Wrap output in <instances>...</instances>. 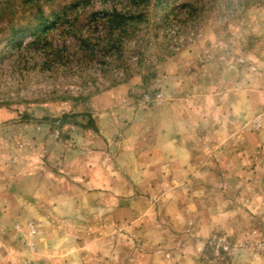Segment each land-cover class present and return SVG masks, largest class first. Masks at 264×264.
Masks as SVG:
<instances>
[{"label":"rangeland","instance_id":"rangeland-1","mask_svg":"<svg viewBox=\"0 0 264 264\" xmlns=\"http://www.w3.org/2000/svg\"><path fill=\"white\" fill-rule=\"evenodd\" d=\"M166 104L202 117L205 158L93 208L86 170H116L124 130ZM115 218L125 262L264 264V0H0V264H47L54 236Z\"/></svg>","mask_w":264,"mask_h":264},{"label":"crops","instance_id":"crops-1","mask_svg":"<svg viewBox=\"0 0 264 264\" xmlns=\"http://www.w3.org/2000/svg\"><path fill=\"white\" fill-rule=\"evenodd\" d=\"M189 110L192 111L190 106L166 104L155 111L156 116L153 122H148L141 130H137L139 126H136L138 131L136 133L139 134L136 138H132L134 136L132 133L135 131L131 127L124 130L126 135H123L122 138L123 148L116 157L117 169L106 167L107 162L103 161L101 156L100 164L93 161L91 163L92 167L86 170L85 179L81 181L84 187L83 192L90 205L96 210L107 208L109 206V195L114 193L115 195L111 196L112 206L116 208V212H119L122 195H132L144 189L149 192H158L157 181L162 175L165 178L164 188H161L160 191L165 193L171 191L172 188L169 187H172V184H169V180L171 182L172 162L176 160L186 162L188 164L186 167L189 169L188 162L193 161L194 156H204L202 151L200 155L194 152L192 145L196 139H198L195 141L197 144L204 143L203 136L200 137L196 129L197 125H202V121H200L202 117L199 118L200 115L196 114L193 117L196 125L192 126L191 115H193V112L191 113ZM143 124V122H140L141 127ZM129 129L131 132H127ZM191 131L193 132L191 133ZM109 133L108 131L107 136L111 135ZM190 134H195V140H192ZM188 138L192 141L186 143L185 141ZM112 170L114 171L111 172ZM98 196L102 198L100 199ZM118 196H120V199ZM74 207L77 208L80 205L75 204ZM73 221L74 224H77V221L80 220ZM85 221L88 222V225H86L89 230L84 235L75 232L77 231L75 230L68 237L65 235L62 237V234L54 236L57 237V241H69L67 250L62 248L60 250H46L45 252L39 251L40 259L47 258V264H151L152 256L147 255L145 258H141L140 255L142 254H132L129 261L131 263L125 262L124 252L118 247L120 241L124 238L123 233L118 231L119 227L124 224L123 219L115 218V220H112L111 224L116 226V230L114 227L107 226V224L109 225L108 220ZM94 222L97 224H94ZM108 227L112 230L111 232H109ZM64 250L66 251L64 252ZM154 257L156 256L154 255ZM166 263L173 264L172 260L170 262L166 261ZM157 264L165 263L157 262Z\"/></svg>","mask_w":264,"mask_h":264},{"label":"trees","instance_id":"trees-1","mask_svg":"<svg viewBox=\"0 0 264 264\" xmlns=\"http://www.w3.org/2000/svg\"><path fill=\"white\" fill-rule=\"evenodd\" d=\"M28 1H29V0H28ZM140 1L143 2V0H130V2H132V3H137V4H139ZM37 10H38V12H39V17H40V18L43 17V16H44V13H43L42 8H41L40 6H37ZM125 17H126V16H125L123 13H121V12H119V11H116V9L113 8L110 17L108 18V22H109L110 24H112V25H110L111 28H115V27H119V26H121V24L124 23V21H125V19H126Z\"/></svg>","mask_w":264,"mask_h":264},{"label":"built area","instance_id":"built-area-1","mask_svg":"<svg viewBox=\"0 0 264 264\" xmlns=\"http://www.w3.org/2000/svg\"><path fill=\"white\" fill-rule=\"evenodd\" d=\"M28 230H29L28 233L30 234V236H33L35 234V228L31 222H29L28 224ZM27 245L32 248L34 245V242L29 241L27 242Z\"/></svg>","mask_w":264,"mask_h":264}]
</instances>
